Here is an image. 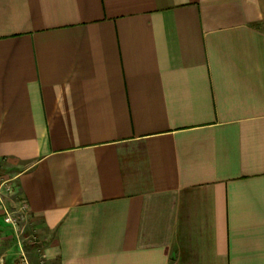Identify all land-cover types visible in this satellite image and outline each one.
Here are the masks:
<instances>
[{
    "label": "crops",
    "instance_id": "0c3cea01",
    "mask_svg": "<svg viewBox=\"0 0 264 264\" xmlns=\"http://www.w3.org/2000/svg\"><path fill=\"white\" fill-rule=\"evenodd\" d=\"M263 25L264 0H0V264H264Z\"/></svg>",
    "mask_w": 264,
    "mask_h": 264
},
{
    "label": "built area",
    "instance_id": "2783aa9c",
    "mask_svg": "<svg viewBox=\"0 0 264 264\" xmlns=\"http://www.w3.org/2000/svg\"><path fill=\"white\" fill-rule=\"evenodd\" d=\"M5 189L6 191L10 190V187L5 184V182H0V189ZM25 207L21 206V210H24ZM20 213H14V212H10V211H5L4 212V216H3V221L4 223L10 225L13 229L17 230L18 226H19V220H20ZM32 241L36 242L37 240V236L36 235H32Z\"/></svg>",
    "mask_w": 264,
    "mask_h": 264
},
{
    "label": "rangeland",
    "instance_id": "374dc122",
    "mask_svg": "<svg viewBox=\"0 0 264 264\" xmlns=\"http://www.w3.org/2000/svg\"><path fill=\"white\" fill-rule=\"evenodd\" d=\"M264 26V25H263ZM23 234H25L26 236H29L30 239L32 238V233L29 234V231L23 230ZM31 241V240H30ZM32 243H34L33 241H31ZM26 243V242H25Z\"/></svg>",
    "mask_w": 264,
    "mask_h": 264
}]
</instances>
